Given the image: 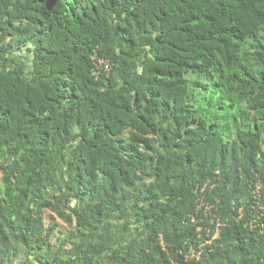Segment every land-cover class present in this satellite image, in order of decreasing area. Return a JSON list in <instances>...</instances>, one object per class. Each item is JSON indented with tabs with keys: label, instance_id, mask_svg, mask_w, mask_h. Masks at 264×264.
<instances>
[{
	"label": "trees",
	"instance_id": "16d2710c",
	"mask_svg": "<svg viewBox=\"0 0 264 264\" xmlns=\"http://www.w3.org/2000/svg\"><path fill=\"white\" fill-rule=\"evenodd\" d=\"M259 178L264 0H0V264H264Z\"/></svg>",
	"mask_w": 264,
	"mask_h": 264
},
{
	"label": "built area",
	"instance_id": "2783aa9c",
	"mask_svg": "<svg viewBox=\"0 0 264 264\" xmlns=\"http://www.w3.org/2000/svg\"><path fill=\"white\" fill-rule=\"evenodd\" d=\"M95 60V70L94 74L100 75L102 73L109 74L112 69V62L106 59H99L97 57L94 58ZM253 195H254V201H253V208L254 210V216L250 218L246 222V225H248L251 228L254 227H264V203L262 200V180L259 178L254 182L253 185ZM215 205L206 203L205 196H199L198 197V205H197V213H200L201 210H203L207 217L210 218V221L212 224H216L217 228L213 229L212 227H205L206 229V241L205 244H209L212 242L213 238H218L220 236V225L222 224L221 219L219 217V214L214 212ZM193 222L197 225L198 230H203L204 226L201 224L203 221V217H197L196 215H191ZM243 216V211L240 210L239 218ZM163 237V236H162ZM163 245L164 241L161 240ZM202 242L199 244L197 248H190V250L185 254L186 259H197L199 260L202 255V247L204 245ZM164 247H166L164 245Z\"/></svg>",
	"mask_w": 264,
	"mask_h": 264
},
{
	"label": "rangeland",
	"instance_id": "374dc122",
	"mask_svg": "<svg viewBox=\"0 0 264 264\" xmlns=\"http://www.w3.org/2000/svg\"><path fill=\"white\" fill-rule=\"evenodd\" d=\"M24 57V55L21 57V58H23ZM52 192H50V194H51ZM60 221V220H59ZM61 222V221H60ZM19 264H28V262L23 258V257H20V259H19Z\"/></svg>",
	"mask_w": 264,
	"mask_h": 264
}]
</instances>
